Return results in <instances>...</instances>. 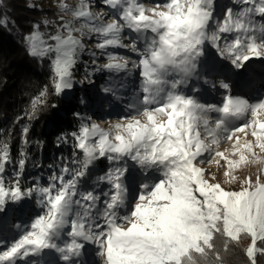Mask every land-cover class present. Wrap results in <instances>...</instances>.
<instances>
[{
  "label": "snow or ice",
  "instance_id": "6c2138e0",
  "mask_svg": "<svg viewBox=\"0 0 264 264\" xmlns=\"http://www.w3.org/2000/svg\"><path fill=\"white\" fill-rule=\"evenodd\" d=\"M102 3L108 12L94 11L91 0L74 6L59 0L64 15L35 23L23 37L26 51L50 61L51 88L60 95L73 88L84 37L95 36V48L108 61L100 67L138 70L139 88L120 120L101 126L82 118L70 134L71 158L46 186L21 187L30 126L21 129L24 147L15 163L9 141L0 140V214L33 193L43 213L23 226L0 216V264H44L29 258L45 250L63 264H89L87 245H95L101 264H230L237 250L245 264H262L264 98L253 103L233 96L221 80V102L204 103L190 82L215 88L209 77L223 71L207 44L236 69L250 57H264V0H232L222 16L215 0ZM110 48L127 49L136 59ZM48 95L46 85L17 119L35 120ZM57 139L67 142L68 136ZM101 160L107 170L89 183ZM9 165L13 174L6 178ZM6 227L22 234L9 240Z\"/></svg>",
  "mask_w": 264,
  "mask_h": 264
},
{
  "label": "trees",
  "instance_id": "16d2710c",
  "mask_svg": "<svg viewBox=\"0 0 264 264\" xmlns=\"http://www.w3.org/2000/svg\"><path fill=\"white\" fill-rule=\"evenodd\" d=\"M225 1L218 0L219 7L224 5ZM45 16L58 17L55 10L42 8L29 0H2L0 3V21L3 18L8 20L6 25L0 22V140L9 141L14 163L19 158L20 149L24 147L21 143V129L25 125L30 126L28 133L30 143L26 148L29 155L35 157L43 155V162L47 159L48 161L70 159L73 153L70 134L78 130L82 118H87L92 110L88 101L91 92L74 93L71 97L56 95L51 88L52 71L49 60L34 58L27 53L23 37L32 30L35 23L44 20ZM41 30L50 31L44 26ZM96 77L95 75V79ZM108 81L109 79L100 80L98 84L109 87L111 85ZM116 81L117 78L114 84ZM46 85L49 88L47 106L35 120L29 121L26 117L18 120L17 118L24 116L29 109L32 98ZM132 88L135 92L139 86L135 82ZM110 93L113 98L118 94V90L114 89V92ZM93 99L97 101L99 97ZM108 105L109 102H106V110L109 111ZM61 135L68 136L67 142L58 141L57 138ZM97 165L99 169H104L103 160ZM10 169L11 165L8 166L6 178L12 175ZM25 174L26 171L22 178L26 176ZM92 179L93 176L89 178V183ZM19 216L20 214L17 218ZM229 260L230 264H245L243 253L239 250L229 257Z\"/></svg>",
  "mask_w": 264,
  "mask_h": 264
},
{
  "label": "rangeland",
  "instance_id": "374dc122",
  "mask_svg": "<svg viewBox=\"0 0 264 264\" xmlns=\"http://www.w3.org/2000/svg\"><path fill=\"white\" fill-rule=\"evenodd\" d=\"M29 1L32 4L33 3L38 4L42 8L55 10L57 15H64V13H60L58 11L57 5L59 3V0H29ZM66 2L74 6L78 2V0H66ZM91 2L94 5L93 7L94 11L96 12L109 11L107 6H105L102 3V0H91ZM142 2L146 6L152 7L157 2L163 3L164 0H142ZM228 6H232V0H226L224 2V5H222L220 8H216L217 15L222 16L224 10ZM109 18L110 17H105V20L107 21V19ZM45 19L53 20V21L56 20V18H52L50 16H45ZM125 35L127 36V33ZM96 43L97 40L95 36L86 35L84 37L85 50L80 53L78 63L73 69V75H74L73 88L69 90H65L64 92L61 93V95L71 97L74 95V93L80 94L86 91L91 92L90 97H88V101L91 103L92 110L88 117H91L93 121L97 122L101 126H106L109 121L116 122L120 120L121 117L125 116L126 113L129 111L128 105L133 102L135 93L138 90L137 88V90L133 92L132 87L135 82L139 86L140 77L138 70L131 74H128L125 72H114L100 67L101 65L107 63L108 61H107V56L101 54L100 50L95 48ZM108 51H114L119 55L130 56L132 59H136V56L128 52L127 49H124L123 51H119L118 49L110 48L108 49ZM93 52H95V56L92 55ZM206 52L210 53L218 63L226 61L222 57H219V55L216 53V50L210 44H207ZM94 61L95 63H93ZM254 69H257V71H255ZM260 69H262V72L259 71ZM89 73L90 75H88V78L85 79V76ZM232 73H234L233 76L236 79L239 75L241 76L248 73L249 74L248 79L256 77L254 79H258L264 87V57H250L248 61L244 62V66L242 68L239 69L234 68V71L232 70ZM95 75L97 76L96 77L97 79H95ZM215 75L209 77V79L215 83L216 85L215 88L211 87V85H204L202 82H198L195 79H193L190 82V87H199L201 89L202 91L201 96L204 97V99H202V102L204 103L218 104L221 102L223 96L225 95V90L219 87V81L222 79L224 80L229 78L228 72H226V75H223L219 80L218 78H216L217 76ZM116 78L118 79V81H116V83L114 84ZM106 79H109L108 84H110L111 87H113V89L118 90V94L113 98L111 97L110 92L104 91V89L108 87V85L98 84V81L106 80ZM243 79L247 80L245 77H243ZM252 86H250V89ZM230 88H231V94L233 96H240L242 98L248 99L250 102L253 103L256 102L253 100V96L251 95V93L242 94L240 93L241 90L239 89V87L235 89H233L232 87ZM94 97L97 98L99 97V99H97V101H94L93 99ZM261 98H264V94ZM106 102H109L108 105L110 107L109 111L106 110L107 107ZM228 147H230V142L221 144V150ZM43 158H44L43 155H40L39 157L29 155V160L24 170L26 171L25 174L26 176L22 178L21 186H27L26 188H28L37 182L45 186L48 184V177L52 174L53 171L57 170V167L58 165H60L62 160L58 159V160L48 161L47 159L46 162H43L42 161ZM63 160H69V159L64 158ZM103 164H104V169H99L97 165V171L93 173V179L95 175L101 174L102 171L107 170L108 162L106 160H103ZM13 166L14 165H11V169H10V172H12V174H13ZM7 175L8 173H6V176ZM10 176L9 178H11ZM19 214L20 216L19 218H17V215ZM41 214L43 213L41 210V206L38 203L37 195L33 193L31 196H24L21 199V201H19L18 203L9 202L6 208V213L0 214V216L6 215L7 223L9 225L19 224L23 226V225H30L32 220L36 216ZM14 220L15 223H13ZM20 234L22 233L13 227H6L3 231L4 237L9 240L13 238H18ZM86 248L88 249V254L86 255L85 259L89 261V264H101L100 258L94 254L95 245H90L89 247L86 246ZM50 252L51 254H53L54 257L58 256V254H56L55 252L52 251ZM34 258L35 257H30L29 259H34Z\"/></svg>",
  "mask_w": 264,
  "mask_h": 264
},
{
  "label": "bare ground",
  "instance_id": "6f19581e",
  "mask_svg": "<svg viewBox=\"0 0 264 264\" xmlns=\"http://www.w3.org/2000/svg\"><path fill=\"white\" fill-rule=\"evenodd\" d=\"M254 67H255V65H254ZM254 70H255V71H257V69H254ZM259 71H261V72H262V69H260ZM254 78H256V77H254ZM254 78H253V80L249 79V83H250V82H252V83H253L254 81H256V80H257V79H254ZM243 82H244V81H243ZM250 84H251V83H250Z\"/></svg>",
  "mask_w": 264,
  "mask_h": 264
}]
</instances>
